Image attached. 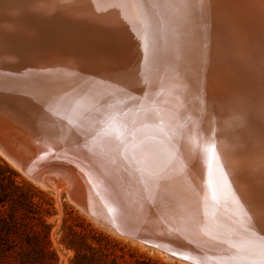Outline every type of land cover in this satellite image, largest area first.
Here are the masks:
<instances>
[{
	"label": "bare ground",
	"instance_id": "1",
	"mask_svg": "<svg viewBox=\"0 0 264 264\" xmlns=\"http://www.w3.org/2000/svg\"><path fill=\"white\" fill-rule=\"evenodd\" d=\"M247 1L214 0L206 13L193 11L182 28L180 58L163 46L155 56L161 75L176 65L186 85L187 111L195 115L206 104L216 116L217 158L190 156L179 191L191 197L195 189L201 198L210 184L219 209L229 215L239 213L234 195L264 207V0H254L258 9ZM118 2L0 0V72L10 82L0 90V140L28 164L1 147L0 153L41 187L62 180L93 221L129 239L122 228L147 224L158 231L173 225L155 211L145 215L138 209L122 181L104 175V162L76 147L78 135L44 125L39 109L47 95L70 91L80 78H104L141 93L143 29L134 10L113 7ZM68 72L78 76L62 79ZM209 128L205 119L202 134Z\"/></svg>",
	"mask_w": 264,
	"mask_h": 264
},
{
	"label": "snow or ice",
	"instance_id": "2",
	"mask_svg": "<svg viewBox=\"0 0 264 264\" xmlns=\"http://www.w3.org/2000/svg\"><path fill=\"white\" fill-rule=\"evenodd\" d=\"M213 2L119 0L113 7L134 10L143 29L146 60L141 93L133 95L104 78H80L70 91L47 95L39 109L44 125L75 132L80 138L76 147L104 162V175L122 181L125 195L138 209L146 210L145 215L155 211L169 223L189 217L186 227L194 242L224 245L231 241L217 264H264V230L255 227L251 208H246V201L241 203L243 196L233 197L239 213L225 214L212 186L205 184L202 200L211 215L205 212L201 220L187 209L185 202L190 197L179 191L190 156L217 158L216 116L206 104L195 115L187 111L186 85L176 65H169L161 75L155 56L163 46L179 59L184 24L193 11L210 8ZM6 76L0 72V90L10 88ZM77 76L74 72L61 74L62 79ZM205 119L210 125L207 136L201 131ZM223 123L232 126V121ZM224 175L226 179L227 173ZM197 195L193 189L191 197Z\"/></svg>",
	"mask_w": 264,
	"mask_h": 264
},
{
	"label": "rangeland",
	"instance_id": "3",
	"mask_svg": "<svg viewBox=\"0 0 264 264\" xmlns=\"http://www.w3.org/2000/svg\"><path fill=\"white\" fill-rule=\"evenodd\" d=\"M61 181L57 179L53 188L41 187L0 153V195H7V199L22 195L34 204L35 209L40 210L47 223L52 225L51 241L57 250L59 264H69L74 257V251L67 250L60 243L65 234L71 239L74 232L94 249L101 264H183L167 259L159 251L144 247L93 221L70 198Z\"/></svg>",
	"mask_w": 264,
	"mask_h": 264
},
{
	"label": "trees",
	"instance_id": "4",
	"mask_svg": "<svg viewBox=\"0 0 264 264\" xmlns=\"http://www.w3.org/2000/svg\"><path fill=\"white\" fill-rule=\"evenodd\" d=\"M0 195V264H59L51 241L52 225L22 195ZM10 202V203H9ZM60 243L74 251L69 264H101L94 249L76 234Z\"/></svg>",
	"mask_w": 264,
	"mask_h": 264
},
{
	"label": "water",
	"instance_id": "5",
	"mask_svg": "<svg viewBox=\"0 0 264 264\" xmlns=\"http://www.w3.org/2000/svg\"><path fill=\"white\" fill-rule=\"evenodd\" d=\"M232 1L238 2V0ZM247 2L252 8L255 7L258 9L257 5L254 3V0H248ZM205 10L206 8L203 11L205 12ZM0 147L1 150L9 157H17L15 152L10 150L12 146H10L7 142L0 140ZM18 159L22 161V163L28 164L24 160H21L20 158ZM241 196L244 197L243 194ZM244 200L247 202L246 208H251V215L254 218L253 223L255 227L258 231L264 230V207L263 209L255 207V205H253V198L249 197L248 200ZM244 200L241 201V203H244ZM185 203L188 211L194 212L201 220L204 218L205 212H207L208 215L210 214L209 212H211L210 210H206L202 197H190ZM221 212L225 213V211ZM165 222L169 223L166 220ZM188 223H190V219L189 217L185 216L183 219H177L176 221L172 222L171 224L173 226H167V228L164 227L158 231L152 226L149 227L147 224H140V226L130 227V229L124 227L122 228L121 233H124V235H127L128 237L142 242L148 247L158 250L159 252L165 254L168 259L176 260L186 264H217L218 259L224 255V249L227 247V243H230L231 241H227L224 245H212L203 241L194 242L191 232L189 231L188 227H186ZM181 228L183 230H180ZM173 253H175V255H173ZM213 257H216L217 259L214 260Z\"/></svg>",
	"mask_w": 264,
	"mask_h": 264
}]
</instances>
